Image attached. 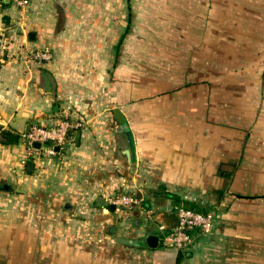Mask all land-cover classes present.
Segmentation results:
<instances>
[{
    "label": "crops",
    "instance_id": "0c3cea01",
    "mask_svg": "<svg viewBox=\"0 0 264 264\" xmlns=\"http://www.w3.org/2000/svg\"><path fill=\"white\" fill-rule=\"evenodd\" d=\"M113 1L29 0L0 23V264H264V0H168L178 38L150 99L129 98L131 0ZM112 14H128L119 40ZM43 48L49 62L30 54ZM225 77L263 86H231L225 103ZM66 117L83 129L56 155L29 157L23 133ZM124 193L141 205L112 210L106 198ZM181 205L215 218L187 252L160 241Z\"/></svg>",
    "mask_w": 264,
    "mask_h": 264
},
{
    "label": "rangeland",
    "instance_id": "374dc122",
    "mask_svg": "<svg viewBox=\"0 0 264 264\" xmlns=\"http://www.w3.org/2000/svg\"><path fill=\"white\" fill-rule=\"evenodd\" d=\"M18 0H0V23L6 21L5 12L7 8L14 7L20 8ZM119 7V0L112 2V7ZM132 8V21L130 30L126 36V48L125 54L127 61L124 63L127 73L128 89L132 94L129 98H135L143 96V98H152L154 96L150 88L155 85L158 87L159 82L166 79L162 77V73H167L173 65V61H169L168 40L178 38V35L173 31V14H171L168 0H131ZM128 12V11H127ZM130 12V11H129ZM128 14H112L111 26H112V38L113 40H119V35L124 32V25L126 23ZM90 17V16H89ZM85 15H76L73 21L94 22L89 20ZM109 16H106V20ZM84 19V20H83ZM99 16L95 17V22H101ZM177 40V39H176ZM178 50V48H176ZM210 50V48H209ZM229 53L235 51L240 53L243 48L239 50L236 48H225ZM183 54H181L182 57ZM171 60V59H170ZM177 64V63H175ZM179 65V64H178ZM220 65V64H219ZM231 67L230 63H224L222 65V72L227 76L226 70ZM213 69L209 67V70ZM220 69V68H218ZM123 77V75H122ZM168 81V80H167ZM210 81V80H209ZM215 80H211L214 82ZM221 88H224V94H218V100H225V103H232V99L237 96L231 92V86H248L255 85L262 87V79H243V78H223V80H216ZM142 88V95H135L134 92ZM210 97V96H209ZM226 107V105H225ZM225 128L230 125L232 120V112L225 108ZM202 212H206L201 208H196Z\"/></svg>",
    "mask_w": 264,
    "mask_h": 264
},
{
    "label": "built area",
    "instance_id": "2783aa9c",
    "mask_svg": "<svg viewBox=\"0 0 264 264\" xmlns=\"http://www.w3.org/2000/svg\"><path fill=\"white\" fill-rule=\"evenodd\" d=\"M20 7H27L29 0H18ZM30 54L39 62H49L52 52L49 48L31 51ZM84 127L81 118H64L55 125H33L23 133L22 139L26 144L27 154L34 159L52 157L57 154L56 148L63 147L72 132H77ZM40 144L36 148L34 144ZM108 205H114L116 211L131 210L140 206L141 201L133 194H115L106 198ZM176 224L170 228L159 226L161 244L181 252H187L194 245L199 236L210 235L214 228V214L201 213L186 206L175 207ZM152 215V214H151Z\"/></svg>",
    "mask_w": 264,
    "mask_h": 264
},
{
    "label": "water",
    "instance_id": "95a60500",
    "mask_svg": "<svg viewBox=\"0 0 264 264\" xmlns=\"http://www.w3.org/2000/svg\"><path fill=\"white\" fill-rule=\"evenodd\" d=\"M115 115H116V120L118 122V124H120L121 126L124 124V121H125V117L123 116V114L119 111V110H115ZM34 146L36 148H39L40 147V144L36 143L34 144ZM59 149V147L56 148V150ZM28 170L29 171H32L33 170V166L32 165H29L28 166ZM8 187L5 186L4 187V190H7ZM111 209L112 210H115V206L114 205H111ZM111 232L115 233V228H112L111 229ZM116 241L118 243H121V244H125V245H137V242L135 240H132V239H128V238H122V237H118L116 239ZM147 245L150 247V248H157L158 245H159V238L154 236V235H150L147 237Z\"/></svg>",
    "mask_w": 264,
    "mask_h": 264
},
{
    "label": "trees",
    "instance_id": "16d2710c",
    "mask_svg": "<svg viewBox=\"0 0 264 264\" xmlns=\"http://www.w3.org/2000/svg\"><path fill=\"white\" fill-rule=\"evenodd\" d=\"M130 25H131V13H129L128 29L130 28ZM166 195L169 196V197H174V196H171L170 194H166ZM183 206H184V205H183ZM186 207H188V208H190V209H192V210H195V211L201 212V213H208V212H202V211H200V210H198V209H195V208L192 207V206H186Z\"/></svg>",
    "mask_w": 264,
    "mask_h": 264
}]
</instances>
